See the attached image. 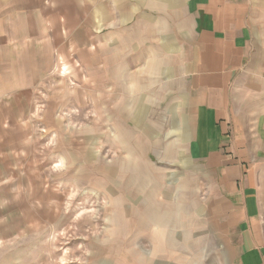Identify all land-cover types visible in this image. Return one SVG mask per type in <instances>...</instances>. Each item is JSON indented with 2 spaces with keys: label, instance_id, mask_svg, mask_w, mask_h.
<instances>
[{
  "label": "crops",
  "instance_id": "obj_1",
  "mask_svg": "<svg viewBox=\"0 0 264 264\" xmlns=\"http://www.w3.org/2000/svg\"><path fill=\"white\" fill-rule=\"evenodd\" d=\"M130 36L159 41L145 73L174 100L164 150L184 170L138 264H264V0H0V183L2 161L36 163L30 116L57 59L79 62L92 90L113 71L123 81Z\"/></svg>",
  "mask_w": 264,
  "mask_h": 264
},
{
  "label": "rangeland",
  "instance_id": "obj_2",
  "mask_svg": "<svg viewBox=\"0 0 264 264\" xmlns=\"http://www.w3.org/2000/svg\"><path fill=\"white\" fill-rule=\"evenodd\" d=\"M130 37L135 43L122 58L129 72L123 81L113 71L112 82L92 90L89 72L72 58L57 59L43 81L30 116L36 163L10 168L2 161L0 264H138L140 255L154 253L138 247V236L148 244L158 229L151 225L170 213L162 192L184 170L177 158L167 163L164 150L174 100L169 104L163 84L145 73L154 68L151 48L159 41ZM117 57L114 68L121 70ZM155 98V108L139 102Z\"/></svg>",
  "mask_w": 264,
  "mask_h": 264
}]
</instances>
